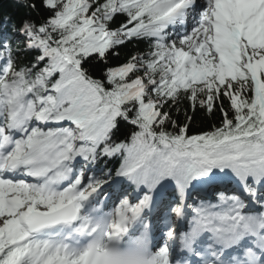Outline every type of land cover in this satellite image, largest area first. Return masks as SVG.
Returning <instances> with one entry per match:
<instances>
[{
    "label": "snow or ice",
    "instance_id": "snow-or-ice-1",
    "mask_svg": "<svg viewBox=\"0 0 264 264\" xmlns=\"http://www.w3.org/2000/svg\"><path fill=\"white\" fill-rule=\"evenodd\" d=\"M11 2L0 264H264V0Z\"/></svg>",
    "mask_w": 264,
    "mask_h": 264
},
{
    "label": "trees",
    "instance_id": "trees-1",
    "mask_svg": "<svg viewBox=\"0 0 264 264\" xmlns=\"http://www.w3.org/2000/svg\"><path fill=\"white\" fill-rule=\"evenodd\" d=\"M2 10L5 12H8L10 14H16L17 12L20 13V15H23V10L18 9L11 0H3L2 3ZM214 120H218V117L216 118H207L202 113H198L195 117V128L194 131L197 129H207L211 123L214 122Z\"/></svg>",
    "mask_w": 264,
    "mask_h": 264
}]
</instances>
